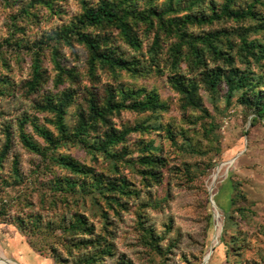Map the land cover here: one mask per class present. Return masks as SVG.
I'll return each mask as SVG.
<instances>
[{
	"label": "trees",
	"instance_id": "obj_1",
	"mask_svg": "<svg viewBox=\"0 0 264 264\" xmlns=\"http://www.w3.org/2000/svg\"><path fill=\"white\" fill-rule=\"evenodd\" d=\"M31 1L22 7L27 14L31 11L26 7L35 5L54 9L53 0ZM158 1L80 0V12L68 23L45 31L31 44L23 38L5 40L15 56L28 52L29 73L21 89L32 100L36 114L16 117L15 130L11 123L3 125L0 172L9 163L11 185L19 194L15 201L0 206V218L15 222L36 249L50 252L53 264H133L117 250L115 220L130 209L144 189L160 185L169 168L161 141L141 137L135 141L133 155L130 135L156 134L172 144L181 136L193 146L185 125L158 121L169 104L157 89L125 83L123 75H165L183 117L191 111L203 119L209 116L201 91L213 96L224 85L228 105L237 96L253 111L251 124L264 118V40L250 37L264 35V0H249L246 5L239 0ZM259 6L263 10L259 11ZM219 21L237 26L204 28ZM75 43L86 51L90 86L81 88L79 74L63 64L60 48H73ZM45 50L50 53L53 77L43 64ZM98 71H106L112 82L99 84ZM50 82L56 91L47 90ZM66 82L69 85L62 87ZM14 91L13 79L1 74L0 94ZM73 106L69 124L67 117ZM123 111L149 113L155 119L144 117L118 126L115 118ZM37 114L45 115L43 122ZM27 125L40 143L27 131ZM204 132L210 134L211 128L204 127ZM14 137L40 159L30 178L23 174L13 153ZM66 144L87 148L95 163L59 152ZM97 154L112 161L109 168L98 167ZM121 165L131 167L133 176L121 172ZM27 183L35 186L22 193L20 186ZM88 196L100 208L101 225L83 208ZM134 215L145 245L161 252L162 238L144 223L139 207Z\"/></svg>",
	"mask_w": 264,
	"mask_h": 264
},
{
	"label": "rangeland",
	"instance_id": "obj_2",
	"mask_svg": "<svg viewBox=\"0 0 264 264\" xmlns=\"http://www.w3.org/2000/svg\"><path fill=\"white\" fill-rule=\"evenodd\" d=\"M53 1V10L35 5L26 7L31 11L27 14L22 7L28 3L30 5L31 0H0V75L8 74L15 83L13 94H0V142L3 141L5 123H11L15 130L16 117L22 113H35L31 107L32 100L24 96L21 89V82L29 73L28 52L23 50L19 57L15 56L5 40L23 38L31 44L40 39L45 31L68 23L81 10L80 0ZM248 2L238 1L242 5ZM258 8L259 11L263 10L261 6ZM222 26L230 28L237 25L231 21H219L204 28L209 30ZM250 37L264 40V35L260 33L251 34ZM60 49L63 64L73 67L79 74V86H90L85 49L76 43L73 48L65 46ZM43 61L53 77L49 50H45ZM254 71L257 73V68ZM98 73L99 84L112 82L106 71ZM122 81L134 86L156 88L169 104V110L160 115L158 121L163 124L176 123L178 127L185 125L189 128L187 132L193 146L191 148L181 136L176 138L177 143L172 144L167 138L160 140L156 134L130 135L133 155L136 151L135 141L141 137L161 141L169 170L165 172L160 185L144 189L139 198L131 202L130 209L123 211L121 218L115 220L117 250L124 252L133 264H202L207 254L209 257L205 264H264V118L251 124L253 111L240 103L237 96L228 105L224 85L213 96L201 91L204 106L209 111V116L203 119L201 114L193 111L184 117L180 114L177 95L168 87L165 75L138 78L123 75ZM67 85L68 82L62 87ZM47 90L56 91L51 82ZM73 109L74 106L67 117L69 124L72 123ZM37 115L43 122L45 115ZM144 117L155 119L149 113L123 111L115 122L118 126L134 124ZM45 124L52 129L50 124ZM26 127L40 143L41 139L33 134L31 127ZM204 127L211 128L210 134L204 132ZM12 150L18 157L21 171L30 178L33 169L40 163L39 157L27 151L17 137L13 139ZM58 151L87 164L95 163L89 150L81 145L66 144ZM96 157L98 167H110L112 161L99 154ZM119 170L133 176V169L129 166L121 165ZM0 176V206L8 205L19 194V190L11 185L9 163ZM33 186L35 184L27 183L20 189H24L22 193H28ZM84 200L83 208L101 225L100 208L91 203L90 196ZM138 207L144 214V223L161 236V252L146 246L142 240L134 215ZM0 257L12 264L54 263L50 252L40 251L31 245L28 236L8 218H0Z\"/></svg>",
	"mask_w": 264,
	"mask_h": 264
},
{
	"label": "bare ground",
	"instance_id": "obj_3",
	"mask_svg": "<svg viewBox=\"0 0 264 264\" xmlns=\"http://www.w3.org/2000/svg\"><path fill=\"white\" fill-rule=\"evenodd\" d=\"M212 244V243H211ZM208 255V254H207ZM8 258V257H7ZM0 264H12L7 260H3L2 258H0Z\"/></svg>",
	"mask_w": 264,
	"mask_h": 264
},
{
	"label": "water",
	"instance_id": "obj_4",
	"mask_svg": "<svg viewBox=\"0 0 264 264\" xmlns=\"http://www.w3.org/2000/svg\"><path fill=\"white\" fill-rule=\"evenodd\" d=\"M208 257H209V254L205 257L204 262H203L202 264H205V263H206ZM0 258H1V257H0ZM2 259H3V258H2ZM3 260H5V259H3Z\"/></svg>",
	"mask_w": 264,
	"mask_h": 264
}]
</instances>
